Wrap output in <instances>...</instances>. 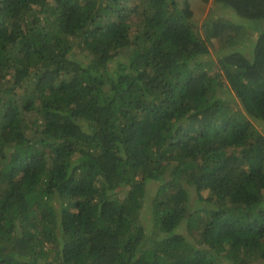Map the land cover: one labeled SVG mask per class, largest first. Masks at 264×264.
<instances>
[{
  "label": "trees",
  "instance_id": "trees-1",
  "mask_svg": "<svg viewBox=\"0 0 264 264\" xmlns=\"http://www.w3.org/2000/svg\"><path fill=\"white\" fill-rule=\"evenodd\" d=\"M263 19L0 0V264H264Z\"/></svg>",
  "mask_w": 264,
  "mask_h": 264
},
{
  "label": "rangeland",
  "instance_id": "rangeland-1",
  "mask_svg": "<svg viewBox=\"0 0 264 264\" xmlns=\"http://www.w3.org/2000/svg\"><path fill=\"white\" fill-rule=\"evenodd\" d=\"M200 6H197L195 7V10H194V19L195 21L197 22V24H200L201 21H203L204 19H207L209 18L210 14H209V11H210V6H204V8H201L202 10L199 9ZM208 13V14H206ZM229 16H232L230 14V12L228 11L227 12V17ZM234 17V16H232ZM236 18V17H235ZM264 19L263 20H260V21H250L249 24L245 23V26L246 25H249L250 27H247V30H248V37L251 36L252 39L254 40V36L256 35V29H259L261 28V26L263 27L264 26ZM241 47H243L244 49V52L246 53V55H249L250 54V51H251V47H252V42L249 38V40L247 41H244L242 44H241ZM217 56V51H212L211 52V58L212 57H216ZM257 125V123H256ZM156 183L157 181H151L148 183V190H149V194H148V199L147 201L151 200V196L154 194L155 190H156ZM148 215H151L150 214V209L148 207V205H144L143 206V209L141 210V217L143 218L144 221H149L150 220V217H148ZM183 225H184V221L179 225V230H183ZM155 236V232H154V229L152 228L151 229V235L149 236V239L148 240H151V238Z\"/></svg>",
  "mask_w": 264,
  "mask_h": 264
}]
</instances>
